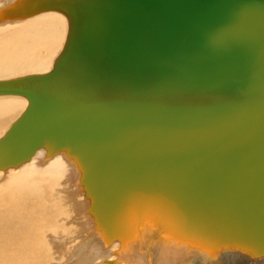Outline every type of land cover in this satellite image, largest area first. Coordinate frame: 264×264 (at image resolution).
I'll list each match as a JSON object with an SVG mask.
<instances>
[{"label":"water","instance_id":"obj_1","mask_svg":"<svg viewBox=\"0 0 264 264\" xmlns=\"http://www.w3.org/2000/svg\"><path fill=\"white\" fill-rule=\"evenodd\" d=\"M51 1L36 9H59ZM75 1L77 18L51 70L0 81V94L29 100L7 134L29 111L37 118L23 146L11 156L0 155V166L17 164L51 142L77 153L91 168L86 148L98 143L101 167L119 169L117 162L138 179L145 171L174 173L181 193L216 190L233 198L217 199L239 213L263 211L264 0ZM67 62L88 84L109 83L141 99L107 95L68 104L48 97L52 77L48 85H65L57 74ZM74 70L70 85L86 92L88 84L81 87ZM30 79L37 84L15 87ZM39 83L41 96L30 89ZM173 95L216 101L170 103ZM162 192L148 199L165 202ZM150 193L144 190L140 197Z\"/></svg>","mask_w":264,"mask_h":264},{"label":"bare ground","instance_id":"obj_2","mask_svg":"<svg viewBox=\"0 0 264 264\" xmlns=\"http://www.w3.org/2000/svg\"><path fill=\"white\" fill-rule=\"evenodd\" d=\"M43 1L0 0V81L46 73L53 67L68 28L77 18L73 10L76 1L53 0L59 9L37 10ZM19 5L16 11H9ZM72 66L67 62L57 74L65 85H48L54 77L46 83L48 97L68 104L107 95L141 99L139 94L109 83L96 88L98 84H88L87 76L78 75ZM73 70L81 87L88 84L89 90L75 91L77 88L70 85ZM35 83L30 79L15 87ZM30 89L41 96L40 83L38 89ZM28 101L22 95L0 94L2 156L20 149L30 125L37 121L29 111L7 134ZM169 101L202 104L216 98L173 95ZM98 146L93 143L86 148L91 168L77 153L51 142L17 164L0 166V264H264V237L260 235L264 210L239 213L218 200H227L229 195L216 190L181 193L175 188L179 182L174 173L145 171L139 181L116 161L119 169L101 167ZM187 178L193 180L192 176ZM159 189L161 195H167L168 205L178 207H164V201L148 199ZM144 190L151 193L140 197ZM147 246L153 248L155 261ZM235 253L244 258L241 263Z\"/></svg>","mask_w":264,"mask_h":264},{"label":"rangeland","instance_id":"obj_3","mask_svg":"<svg viewBox=\"0 0 264 264\" xmlns=\"http://www.w3.org/2000/svg\"><path fill=\"white\" fill-rule=\"evenodd\" d=\"M19 22H22V21H18V24H19ZM12 28H14V27H12ZM21 74H26V73H21ZM14 76H17V75H14ZM13 120H14V118H13L12 120H10L9 123H11V121H13ZM9 123H8V124H9ZM79 195L81 196V193H80V192H79ZM54 196H55V195H54ZM81 197H82V196H81ZM81 197L78 198V200H81V199H82L81 201H83V198H81ZM150 233L153 234L154 232L150 231ZM147 249L149 250L148 252H149V254L152 256L153 260L155 261L156 258H155V256H154L153 248H152L151 246H147ZM150 251H151V252H150ZM229 253H230V252H227L226 255L229 256ZM235 254H236V253H235ZM233 255H234V254L231 253L230 256H233ZM236 255H237V254H236ZM236 259L240 260L239 263H241V262L243 261L242 259H244V258H242V255H240V253H239V254L237 255ZM241 264H248V263H246V262L243 261Z\"/></svg>","mask_w":264,"mask_h":264}]
</instances>
